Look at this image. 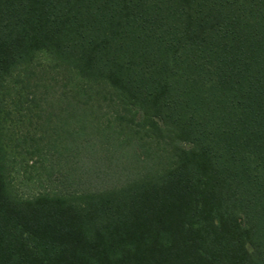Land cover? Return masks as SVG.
I'll list each match as a JSON object with an SVG mask.
<instances>
[{"label":"trees","instance_id":"obj_1","mask_svg":"<svg viewBox=\"0 0 264 264\" xmlns=\"http://www.w3.org/2000/svg\"><path fill=\"white\" fill-rule=\"evenodd\" d=\"M0 264H264V0H0Z\"/></svg>","mask_w":264,"mask_h":264},{"label":"rangeland","instance_id":"obj_2","mask_svg":"<svg viewBox=\"0 0 264 264\" xmlns=\"http://www.w3.org/2000/svg\"><path fill=\"white\" fill-rule=\"evenodd\" d=\"M42 161V158L36 156L32 158L30 162H28V168H26L25 166V171H23L20 166L14 170L12 174L13 187L19 197L29 198L36 195L37 193L50 191L52 188H56L58 190L60 189V185L57 182L59 179V173L57 168H54L55 172L52 176V178L54 179L53 182H50L48 180V175H46L44 172H41L42 164L49 169L53 160L45 159L43 161L44 163ZM56 185H58L59 187H57Z\"/></svg>","mask_w":264,"mask_h":264}]
</instances>
